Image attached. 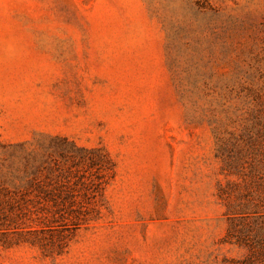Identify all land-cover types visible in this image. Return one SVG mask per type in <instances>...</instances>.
Returning <instances> with one entry per match:
<instances>
[{
    "label": "rangeland",
    "instance_id": "374dc122",
    "mask_svg": "<svg viewBox=\"0 0 264 264\" xmlns=\"http://www.w3.org/2000/svg\"><path fill=\"white\" fill-rule=\"evenodd\" d=\"M257 132L264 0H0V264L241 256L219 194ZM70 143L104 149L114 174L97 218L57 227L31 182Z\"/></svg>",
    "mask_w": 264,
    "mask_h": 264
},
{
    "label": "trees",
    "instance_id": "16d2710c",
    "mask_svg": "<svg viewBox=\"0 0 264 264\" xmlns=\"http://www.w3.org/2000/svg\"><path fill=\"white\" fill-rule=\"evenodd\" d=\"M250 135L224 160L227 181L219 196L227 207L229 228L222 244L242 251L239 257L225 258V264H264V134ZM70 144L71 150L53 148L59 157L46 168L48 181L31 182L45 191L33 197L34 214L57 227L81 226L97 218L100 197L114 174L113 160L104 149Z\"/></svg>",
    "mask_w": 264,
    "mask_h": 264
}]
</instances>
